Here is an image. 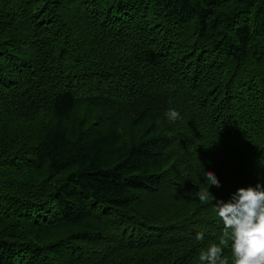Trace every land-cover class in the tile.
<instances>
[{
  "label": "trees",
  "instance_id": "obj_1",
  "mask_svg": "<svg viewBox=\"0 0 264 264\" xmlns=\"http://www.w3.org/2000/svg\"><path fill=\"white\" fill-rule=\"evenodd\" d=\"M258 183L264 0H0V264H234Z\"/></svg>",
  "mask_w": 264,
  "mask_h": 264
},
{
  "label": "clouds",
  "instance_id": "obj_2",
  "mask_svg": "<svg viewBox=\"0 0 264 264\" xmlns=\"http://www.w3.org/2000/svg\"><path fill=\"white\" fill-rule=\"evenodd\" d=\"M169 116L175 119L179 113L173 109ZM206 178L208 189L209 186L220 187L212 172H206ZM199 198L206 199L204 195ZM215 206L226 228L233 232L234 264H264V187L258 183L255 188L238 189L227 203L218 201ZM197 238L202 235L198 234ZM220 251L219 247L212 245L200 259L214 262Z\"/></svg>",
  "mask_w": 264,
  "mask_h": 264
}]
</instances>
